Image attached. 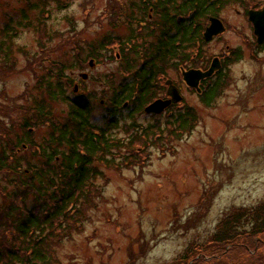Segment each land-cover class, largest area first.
<instances>
[{
    "label": "rangeland",
    "instance_id": "1",
    "mask_svg": "<svg viewBox=\"0 0 264 264\" xmlns=\"http://www.w3.org/2000/svg\"><path fill=\"white\" fill-rule=\"evenodd\" d=\"M29 1L30 5L24 0H0V66L5 65L0 69V150L8 146L3 139L7 133L13 138L23 135L22 119L31 116L30 108L35 106L32 95H46L40 86L45 85L43 77L48 78L47 69L57 71V64L75 63L63 38L74 36L87 54L99 48L111 31L107 17L113 0ZM243 10L237 3L219 10V16L230 24L225 40L241 46L243 54L227 68V84L211 105H203L199 96L187 93L185 105L197 114L192 132L181 133L168 144L151 146L148 143L154 136L147 133L148 127L172 120L167 115L156 119L145 114L118 118L116 126L107 130L113 140L131 143L115 152L138 159L125 167L116 154V162L107 164L111 166L97 165L103 174L92 179L97 190L94 203L81 210L79 224L59 239L60 244L53 247L56 260L52 257L48 264H194L196 259L198 264H264V233L231 243L213 241L225 216L237 223L236 215L264 202V49H257L258 55L253 57L243 43L244 37L253 36ZM219 44L212 43V50L217 51ZM7 49L13 55L6 61ZM111 67H101L97 75ZM104 89L110 93L97 80L98 93ZM101 100L98 94L91 120L94 122L97 111V126L105 128L113 109ZM51 110L56 121L63 120L66 106L61 101L54 102ZM33 129L36 143L48 138L51 131L49 125L38 124ZM141 133L149 136L141 135L144 142L135 144ZM160 135L166 138L165 133ZM34 149L6 150V161L21 172L29 164L39 168L44 161ZM2 171L0 206H11V194L24 211L34 209L38 205L35 196L21 199L20 180L15 185V173ZM243 228V222L238 224V229ZM13 230L0 226L4 254L15 242Z\"/></svg>",
    "mask_w": 264,
    "mask_h": 264
},
{
    "label": "flooded vegetation",
    "instance_id": "2",
    "mask_svg": "<svg viewBox=\"0 0 264 264\" xmlns=\"http://www.w3.org/2000/svg\"><path fill=\"white\" fill-rule=\"evenodd\" d=\"M223 1L225 0L216 1L219 10L224 7ZM234 1L244 7L246 20H248V10L260 7L259 1L254 3L249 0ZM113 2L112 6H108V17L105 15L111 22L110 35L101 40L99 48L97 46L92 49L86 56V54L82 55L84 50L81 47H70L69 44L67 47V50L76 54L77 58L72 65L64 64L60 92L66 103L74 101L79 107L87 109L85 111L89 116L92 115L93 108H97V79L109 82V88L112 90L108 97L111 96L110 99L116 104V108L125 110L132 105V114L137 116L142 112L140 103L145 92L139 87L146 89L145 83L152 85L149 94L153 98L149 103L158 98H168L167 80L169 79L172 81L171 88L173 90L177 88L186 101L187 93L197 96L203 94L205 87L216 74L226 70L239 55L243 54L241 46L225 40L224 35L230 30V24L225 18L213 14L216 9L215 0L125 2L113 0ZM212 16L221 18L227 31L207 41L204 38V30L210 24ZM249 23L253 36L247 39L244 37L243 43H247L249 51L256 52L260 46L255 43L254 29L251 22ZM106 42L112 44L107 45ZM214 42L220 43L217 51L211 48ZM135 43L140 45L135 48ZM214 57L219 59L221 67L218 66L219 70L211 78L200 81V90L186 86L182 78V70L205 71L211 67ZM107 66L112 67L109 71L101 69L100 75H97L98 69ZM143 77L146 79L143 80ZM81 97L86 100V104L80 102ZM181 104L182 102L173 101L169 108L158 116L174 114L176 109L181 108ZM144 108L145 106L143 110ZM68 114L69 108L66 109L65 116ZM148 115L156 116V114ZM94 122L97 127V111Z\"/></svg>",
    "mask_w": 264,
    "mask_h": 264
},
{
    "label": "trees",
    "instance_id": "3",
    "mask_svg": "<svg viewBox=\"0 0 264 264\" xmlns=\"http://www.w3.org/2000/svg\"><path fill=\"white\" fill-rule=\"evenodd\" d=\"M221 85L219 82L211 88L208 100H213L218 95V89L223 87ZM51 89L53 87H50ZM208 102L210 103V101ZM70 116L71 125L74 128L83 118L82 112L73 109H71ZM171 122H174L172 124L178 123L179 126L176 130H180L181 133H189L194 127L196 118L181 116L180 119ZM74 128L71 129L67 125L57 127L58 132H53L51 138H54L58 133L59 142L56 143L61 146L66 135L69 136L72 130L70 134L75 133ZM79 134L82 136L81 132ZM177 136L180 135L169 132L166 139L170 140ZM101 142L99 144L92 137L88 139L87 143L92 149L89 156L93 158L97 155L98 160L104 159L106 162H113L112 159L106 157L103 136H101ZM22 148H24V144ZM54 148L51 150L52 152L49 151L47 158H44L45 163L39 168L36 166L37 170L34 172L39 178L29 176L24 171L13 179L15 185H17V180H20V184L17 186L21 188L20 195L23 196L21 199L33 194L38 205L28 211H24L23 207L14 201L7 209L2 207L0 225L13 227L16 239L9 248L7 247V254H4V247L0 249V264H48L52 257L56 260L53 247L60 244L59 239L64 236L65 232H70V228L73 229L78 225L75 218L81 210L86 211V208L94 203L93 193L97 190L91 179L96 178L100 171L97 169L96 173V170L92 169L93 159L84 163V155L79 149H70L69 155L64 153L62 155L56 147ZM1 166L4 170L8 166H10L9 169H17L15 166L9 165L6 159ZM236 216L237 223L232 222L229 216L222 220L218 226L219 230L213 236L215 243H231L240 237L255 238L264 233V202L247 209L246 213L241 215L243 217ZM65 221H68L69 224H64ZM242 222L244 228L238 229L237 225ZM198 262L200 260L196 259L194 264H198Z\"/></svg>",
    "mask_w": 264,
    "mask_h": 264
},
{
    "label": "water",
    "instance_id": "4",
    "mask_svg": "<svg viewBox=\"0 0 264 264\" xmlns=\"http://www.w3.org/2000/svg\"><path fill=\"white\" fill-rule=\"evenodd\" d=\"M251 20L255 23L256 27V33L259 35L260 42L263 41L264 39V10L263 11H257V12H251L250 14ZM217 21V20H215ZM214 21V22H215ZM223 30V27L221 24L216 23L212 24L210 27L207 28L206 31V36H213L215 34H218ZM216 67L211 68L210 70L206 72H200V71H190L185 73V80L187 83L191 86L197 87L198 86V81L202 78L209 77L211 74L215 71ZM176 100L178 98L175 97ZM166 105L161 103V102H156L152 104L150 107L147 108V110H152V111H162L163 108Z\"/></svg>",
    "mask_w": 264,
    "mask_h": 264
}]
</instances>
